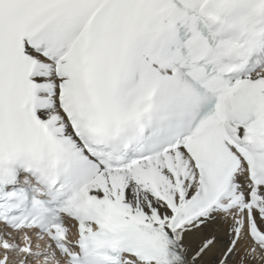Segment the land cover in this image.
<instances>
[{"label": "snow or ice", "instance_id": "1", "mask_svg": "<svg viewBox=\"0 0 264 264\" xmlns=\"http://www.w3.org/2000/svg\"><path fill=\"white\" fill-rule=\"evenodd\" d=\"M0 264H264V0H0Z\"/></svg>", "mask_w": 264, "mask_h": 264}]
</instances>
